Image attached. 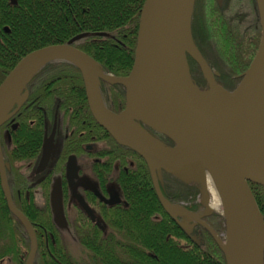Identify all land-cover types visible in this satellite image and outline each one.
Returning <instances> with one entry per match:
<instances>
[{
	"label": "trees",
	"instance_id": "16d2710c",
	"mask_svg": "<svg viewBox=\"0 0 264 264\" xmlns=\"http://www.w3.org/2000/svg\"><path fill=\"white\" fill-rule=\"evenodd\" d=\"M143 3L144 0H17L12 4L0 0V83L24 55L48 45L67 43L82 33L85 35L72 43L74 47L93 58L105 74L127 77L134 64ZM3 26L8 32L3 31ZM191 33L197 49L216 73L215 81L227 90L235 89L261 38L256 0H222L220 5L216 0H195ZM187 63L193 82L207 88L196 61L187 55ZM99 86L108 109L121 111L125 86L103 81ZM24 92L27 96L13 115L16 129L9 120L3 123L0 141L10 166L6 175L13 202L35 231L34 264H226L224 252L206 227L194 224L187 234L166 213L144 159L119 145L97 124V139L108 138L112 143V163L127 165L128 170L116 176L122 200L95 205L94 212L101 222L85 206L73 204V232L84 254L76 260L68 252L54 219L48 184H43L47 185L39 200L33 198L26 174L39 157L45 124L52 119L55 107L65 131L60 161L69 151L81 152V143L90 140L82 130L85 120L95 122L88 109L82 76L70 62L51 61L32 76ZM16 107L14 104L10 111ZM159 136L165 144L173 145L167 137ZM159 185L172 203L202 215L218 235L225 233L224 217L216 212L206 214V207L199 202L197 183L183 182L162 172ZM249 187L264 219V186L249 182ZM61 201L65 212L66 193L61 194ZM88 202L92 204V199L88 198ZM29 248L26 231L9 211L0 187V259L25 264Z\"/></svg>",
	"mask_w": 264,
	"mask_h": 264
},
{
	"label": "water",
	"instance_id": "95a60500",
	"mask_svg": "<svg viewBox=\"0 0 264 264\" xmlns=\"http://www.w3.org/2000/svg\"><path fill=\"white\" fill-rule=\"evenodd\" d=\"M216 1L219 5L222 3V0ZM194 2L144 0L134 64L127 77L105 74L93 58L72 45L85 33L73 36L67 43L48 45L24 55L0 83V125L21 106L27 96V92L23 93L24 87L44 64L51 61L74 64L81 73L94 119L119 145L132 149L144 159L156 195L166 213L187 234L191 233L194 224L206 227L224 252L226 264H263L264 219L249 182L264 186V10L261 11L256 0L261 24L260 42L236 88L227 90L215 81L216 73L193 41L191 16ZM167 15L169 35L163 33ZM182 35L189 42L188 48L179 43ZM187 55L199 65L207 88L202 89L193 82ZM181 63L186 71V81L179 75ZM100 80L121 83L126 87V103L122 111L113 113L105 106L99 89ZM146 82L150 100L148 105L143 106L139 99ZM16 96L18 99H15ZM212 96L233 100L232 108L222 109L207 99ZM14 104H17L16 109L10 111ZM203 109L211 114L224 135L223 140L204 129L201 120ZM140 123L152 132L167 137L173 145L165 144ZM7 168L9 164L4 161L0 144L1 191L9 211L20 221L30 240L25 264H34L37 251L35 231L12 200ZM210 171L222 186L227 215L214 210L207 202L205 187ZM162 172L183 182L199 185V202L206 207V214L216 212L225 219L226 248L221 244L220 236L203 221L202 215L189 211L182 204L172 203L164 196L159 185Z\"/></svg>",
	"mask_w": 264,
	"mask_h": 264
},
{
	"label": "flooded vegetation",
	"instance_id": "af4514ba",
	"mask_svg": "<svg viewBox=\"0 0 264 264\" xmlns=\"http://www.w3.org/2000/svg\"><path fill=\"white\" fill-rule=\"evenodd\" d=\"M3 1L5 3H8V0L7 1L3 0ZM16 2L17 0H9V3L12 4H16ZM2 29L3 31L8 32V28L6 26H3ZM102 88L104 87L102 86ZM102 100L104 102L103 97ZM125 103H126V87H125ZM105 106L107 107L108 105L105 104ZM16 111L8 119L10 122H12L11 127L13 129H16L17 126L16 123H13V115L16 113ZM113 113H118V112H113ZM90 114L92 115L91 111ZM8 120H6L5 122H7ZM93 121L95 122V124L85 120L86 125H84L85 129L82 130V133L89 135L90 140L81 143L80 145L81 152L71 153L72 151H69L70 153L65 156L64 160L60 161L59 154L62 146V141L65 137V131L62 130L60 125V114L58 113V106L55 107L52 112V119L45 124V129L43 133V142L41 145V151L39 157L37 158L35 164L32 165L31 169L28 170L26 174L33 198L36 199L40 198L43 195V189L47 184L50 189L51 195H52L51 192L54 188H58L61 194L62 193L67 194L68 204L66 206L65 213H66V217L71 219L70 221H68V223L70 222L69 224L71 227L73 220V207H72L73 204L79 205L81 206V208L85 206L92 215L95 214L94 212L95 205L98 204V206H100L103 205L104 203L107 204L110 203L109 200H112L111 197L109 196V189H111V187H115V183H117L116 181L117 174L120 171L128 170L127 165H122L120 167L119 163L117 162L115 164L112 163V153H111L112 143L106 137L105 140L97 139V129L95 125L96 124L98 125V123L96 122L94 117H93ZM140 125L143 128L146 127L141 123ZM148 129L149 128H147V131ZM103 130L106 131L104 128ZM148 132L151 133L153 136L159 138L161 141L164 140L163 137L159 136L160 134L158 135L154 132L152 133L150 129ZM45 149L46 151L44 156ZM43 157L45 158L42 160ZM5 162L8 163L7 161ZM9 168H7L6 171ZM87 174L89 175L90 181L97 184L96 186L98 189H94L88 186H81L77 184V182L80 181V179H82L83 177L87 178ZM45 183L47 184L43 186V184ZM74 188H76L75 190L77 191V194L82 197L81 203H77L72 198L71 190ZM26 197L29 198L28 191L26 192ZM88 198L92 199L93 205L88 202ZM94 217L97 218L99 222H101L100 218L96 214L94 215ZM51 239H52V243H54L55 240L52 235H51ZM2 260L3 259H0V261Z\"/></svg>",
	"mask_w": 264,
	"mask_h": 264
},
{
	"label": "rangeland",
	"instance_id": "374dc122",
	"mask_svg": "<svg viewBox=\"0 0 264 264\" xmlns=\"http://www.w3.org/2000/svg\"><path fill=\"white\" fill-rule=\"evenodd\" d=\"M202 124H203V127L206 131H209V129L213 127L212 122L210 123V122H203L202 121ZM77 184H79L81 186H88V187H91L94 189H98L96 186L97 184L90 181L88 174H87V178L83 177L82 179H80V181L77 182ZM75 189L76 188L71 190L72 198L77 203H81L82 197L77 194V191ZM205 192L208 195V200H207L208 204L211 207H213L212 205L215 202V194H214L213 190L211 189V187L208 185V179H207V183H206V187H205ZM51 193H52L51 205H52V209H53V213H54V219H55V221H56V223L60 229L61 238H62L64 244L66 245L68 252L76 260H81V258L83 257L84 254H83L82 248L79 245L77 238L73 232V229L69 224L70 222L68 223V221H70L71 219L67 218L66 213L64 212L62 201H61V193H60L58 188H54ZM109 196L111 197V199L113 201H121L122 200L121 192H120V189H119V186L117 183H115V187H111V189H109ZM199 198L201 199V197H199ZM202 199H204V198H202ZM38 200H39V198H38ZM214 210H217L218 212H220L216 208H214ZM219 236H220L221 241L223 243H225V240H226L225 233H223L222 235H219ZM0 264H13V263L8 258H4L2 261H0Z\"/></svg>",
	"mask_w": 264,
	"mask_h": 264
},
{
	"label": "bare ground",
	"instance_id": "6f19581e",
	"mask_svg": "<svg viewBox=\"0 0 264 264\" xmlns=\"http://www.w3.org/2000/svg\"><path fill=\"white\" fill-rule=\"evenodd\" d=\"M261 11L263 12L264 10V0H258ZM163 33L165 35H169V17L167 15L164 23H163ZM179 43L181 46H183L184 48H188L189 47V42L184 38V36L182 35L180 37ZM179 70V75L182 78L183 81H186V71L184 68V65L181 63L179 64L178 67ZM173 80H174V84L177 88L178 91H180L179 89V85L176 82V79L172 76ZM204 96H208V94H204ZM15 99H18V96L15 97ZM207 99L212 100L214 103L218 104L222 109L227 110V109H231L233 106V100H229L227 98H221L220 96H212V97H207ZM140 103L143 106L148 105L149 100H150V95H149V89H148V82L145 83V86L143 88V91L141 92V96H140ZM204 111L203 112V116H202V121L203 122H212L213 127L210 128V132L214 135L215 138L219 139V140H223L224 139V135L221 132V130L218 128V126L216 125V123L214 122L213 118L211 117V114L209 112H206L204 109L201 110ZM211 173H207V179H208V185L211 187V189L213 190L214 194H215V202L212 205V208H216L219 211L225 213L227 215V203L225 200V195L223 193V189L222 186L220 184V181L218 180V178L214 175V173L212 171H210ZM192 218H195L194 216L191 215ZM221 244L223 245L224 248H226V243L221 242Z\"/></svg>",
	"mask_w": 264,
	"mask_h": 264
}]
</instances>
